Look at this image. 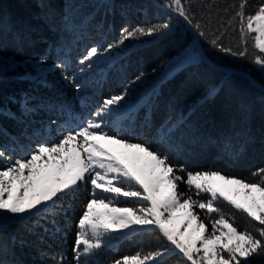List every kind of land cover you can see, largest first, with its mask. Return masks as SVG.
<instances>
[{
	"label": "trees",
	"instance_id": "trees-1",
	"mask_svg": "<svg viewBox=\"0 0 264 264\" xmlns=\"http://www.w3.org/2000/svg\"><path fill=\"white\" fill-rule=\"evenodd\" d=\"M156 2L0 0L3 56L12 57L19 65L18 69L9 70L0 78V148L24 155L30 142H56L55 135L59 131L68 126L76 127L90 118L105 98L119 92L137 74L144 72V77L150 76L167 61L191 49L197 55L195 62L139 93L143 97L139 98L131 119L116 123L105 117L103 131L119 130L130 142L148 143L168 152L171 164L185 168L184 172L176 173L184 180L188 171L218 170L227 176L261 182V176L253 173L264 168V93L241 76L211 67L202 59L184 23L162 6L165 0ZM184 2L191 6V14L206 33L202 37L194 28L207 59L220 67L245 71L264 87V75L251 59L254 52L258 53L251 40L249 55L244 58L221 52L211 43L214 36L219 35L217 29L227 19L224 10L232 11L230 5L237 0ZM262 2L264 0H249L250 7L246 11H254ZM65 15L67 23L62 19ZM165 19H170L173 26L167 37H142V45L129 47L115 60L102 61L83 73L78 71L83 67L78 61L85 50L94 45L104 47L117 40L122 27L132 29ZM125 43L138 44L133 40ZM218 43L237 51L243 48L239 31L231 27ZM118 51L113 50L114 53ZM42 58H46L42 64L52 70L63 60L66 71L85 86L77 92L57 68L48 72L46 78H38L33 66ZM26 70L31 76L25 75ZM210 85L219 87L217 94L192 111V106ZM180 112L188 117L187 124L177 133L174 150H170L168 145L156 141V128ZM145 116L150 117L148 123ZM91 191L90 183L79 182L55 214L41 213L7 225L2 233L7 245L3 259L9 264H76L73 248L79 231L77 223L84 205L91 198ZM96 191L98 196L111 197L99 189ZM178 191L182 200L187 196L196 200L210 198L204 194L197 196L183 181L178 182ZM134 203L129 200L114 202L119 206ZM215 204L221 209L220 214L233 222L239 231L252 232L254 226H258L257 221L232 205L220 200ZM193 210L210 231V220L218 218L219 214H207L198 207ZM162 247L169 248V244L158 229L138 228L129 234L105 238L104 247L90 256L81 257V264H113L114 260L141 250L146 253ZM162 260L163 264H189L175 253ZM251 260L257 264L258 258L254 256Z\"/></svg>",
	"mask_w": 264,
	"mask_h": 264
},
{
	"label": "snow or ice",
	"instance_id": "snow-or-ice-1",
	"mask_svg": "<svg viewBox=\"0 0 264 264\" xmlns=\"http://www.w3.org/2000/svg\"><path fill=\"white\" fill-rule=\"evenodd\" d=\"M162 6L183 18L200 36L206 35L201 23L195 21L191 14V6L184 0H165ZM249 7V0H237L230 5L232 11L226 8L227 19L217 29L219 35L214 36L211 43L221 52L244 58L249 55L251 40L254 49L258 50L251 59L260 66L264 75V55H261L264 54V2L256 5L252 12L246 11ZM62 19L67 23L66 15ZM172 27L170 19L132 29L122 27L117 40L104 47L94 45L86 49L78 61L83 66L78 71L83 73L102 61L115 60L129 47L142 45V37L163 39L171 34ZM228 27L239 31L240 44L243 45L241 50L218 43ZM129 40L138 44L126 45ZM114 49L119 51L114 53ZM3 50L0 44V78L9 70L19 68L14 60L3 56ZM43 59L46 58L33 67L38 78H46L48 73L41 67ZM54 67L62 70L63 79L73 84L77 92L85 86L76 81L74 74L66 71L67 65L63 60ZM25 75L31 76V73L26 70ZM144 76L145 73L140 72L119 92L105 98L90 118L76 127H66L56 142L50 145L41 143L28 156L14 161L0 148V159L7 161L6 166L0 168V264H9L3 259L7 247L2 237L5 224L17 223L41 213L55 214L63 199L75 190L79 182L90 183L92 191L77 223L79 231L73 248L76 264H81V257L90 256L103 248L105 236L128 229L135 232L138 230L136 226L144 230L158 229L173 247L157 248L146 253L141 250L116 259L113 264H163L162 258L174 251L182 254L191 264H253L251 258L254 256L258 258L257 264L264 262V168L253 173L254 176H261V182L227 176L218 170L188 171L184 180L176 173L184 172L185 168L171 164L168 152L153 148L148 143L130 142L120 135L119 130L111 133L103 131L105 117L116 123L131 119L137 110L136 105L131 103L134 86L139 85ZM218 91V86L210 85L191 110L213 98ZM261 92L264 93V87H261ZM149 120L150 117L145 116V122ZM187 120L183 112L175 118L170 116L156 128V141L174 150L173 141ZM180 181L190 188L194 186L197 196L203 192L210 198L196 200L187 196L182 200L178 191ZM14 186H17L15 195ZM98 189L111 194V197L98 196ZM254 194H259L258 198ZM241 196L243 201L238 199ZM119 197L135 198L140 203L138 206L118 207L114 205V200ZM219 198L246 213L251 220L258 222V226H254L252 232L239 231L233 222L220 214L221 209L215 204ZM196 207L206 210L207 214H219L218 218L210 220V231L193 210ZM178 212L183 215L177 216ZM177 220L183 231L175 223ZM193 221H196L195 226Z\"/></svg>",
	"mask_w": 264,
	"mask_h": 264
},
{
	"label": "rangeland",
	"instance_id": "rangeland-1",
	"mask_svg": "<svg viewBox=\"0 0 264 264\" xmlns=\"http://www.w3.org/2000/svg\"><path fill=\"white\" fill-rule=\"evenodd\" d=\"M6 57V56H5ZM7 58H10V59H12V60H14L12 57H7ZM196 58H197V55H196V53L193 51V50H191V49H188V51L186 52V53H183L182 55H180L179 57H175V58H172L171 60H169V61H167L163 66H161L158 70H156L153 74H151L150 76H147V77H144L143 78V81L139 84V85H136V86H134V92H133V99L131 100V103H134L135 105H136V107H137V105H138V101H139V98H142L143 97V95H140L139 96V93H143V91H145L146 89H148V87H150V85H153V84H155L158 80H163V79H165V78H167V77H169V76H171V75H173L177 70H179L180 68H182L183 66H185V65H187V64H189V63H191V62H195L196 61ZM15 61V60H14ZM16 62V61H15ZM17 63V62H16ZM34 67V66H33ZM41 67L42 68H44V69H47L48 70V72H53V70L55 69H53L52 70V68L51 67H45L43 64L41 65ZM257 67H259L260 68V66L259 65H257ZM53 74V73H52ZM157 87V86H156ZM136 98H138L137 100H136ZM63 131H59L58 132V134H56L55 136V139H57V141L61 138V133H62ZM42 142H35V143H33V142H30L29 143V147L28 148H25V153H24V155H22V154H17V153H15V152H6L4 149V151H5V153H6V155H11V157H12V161H14L15 159H17V158H23V157H26V156H28L29 154H30V152H31V150L33 149V148H35V147H37L39 144H41ZM43 143H47V144H49L48 142H43ZM50 145V144H49ZM6 164H7V161H5V160H3V159H0V168H3V167H5L6 166ZM191 189L192 190H194V193H196V189L194 188V186L193 187H191ZM16 190H17V186H14V188H13V194L15 195L16 194ZM200 194H204V195H208L209 196V194H207V193H203V192H201ZM5 195H7V194H5ZM254 195H256L257 196V198H258V195L259 194H254ZM238 199H240L241 201H243V196H241V197H239ZM117 200H129V201H134L135 203L134 204H136L137 206H138V204L140 203L139 201H137L135 198H125V197H119V198H116L115 200H114V202L115 201H117ZM223 201V202H226V201H224L223 200V198H219V199H217L216 201ZM227 203V202H226ZM134 204H132V205H134ZM229 204V203H228ZM115 206H118V207H123V206H132V205H123V206H119L118 204H114ZM101 211H105V209H100ZM183 215V213H181V212H178L177 213V216H182ZM175 223L178 225V226H180V230H184L183 229V226L180 224V221L179 220H177V221H175ZM195 223H196V221H193V226H195ZM8 224L6 223L5 224V227L7 226ZM137 227V229L138 228H141L140 226H136ZM211 230V229H210ZM132 232V230L131 229H128V230H125V231H121V232H113V233H111L110 234V236H105L104 237V240H105V238H107V239H109V238H111L112 236H114V235H118V236H120V235H125V234H129V233H131ZM165 239V238H164ZM166 240V239H165ZM167 241V240H166ZM167 243L169 244V242L167 241ZM199 246V245H198ZM173 246L172 245H170L169 244V248H172ZM173 253H175V254H178L180 257H182L186 262H188L189 264H191V262H189V261H187L186 260V258H184L183 256H182V254H180L178 251H174ZM225 256H226V253L224 254Z\"/></svg>",
	"mask_w": 264,
	"mask_h": 264
},
{
	"label": "water",
	"instance_id": "water-1",
	"mask_svg": "<svg viewBox=\"0 0 264 264\" xmlns=\"http://www.w3.org/2000/svg\"><path fill=\"white\" fill-rule=\"evenodd\" d=\"M153 1L155 3H157L156 0H153ZM164 8L167 9L170 13H172L174 16H176L179 20H181L184 23V25L186 26L188 31L191 33L193 41L195 43V47L198 50L199 54L201 55L202 59L204 61H206L211 67H213L214 69H216L218 71L224 72V73H230V74L241 76V77L245 78L246 80H248L255 87H257L258 89L261 90V87H263V86L255 78H253L249 73H247L245 71H241V70H234V69L220 67V66L212 63L211 61H209L207 59V57L202 52L200 41H199V36H198L196 30L194 29V27L189 25L187 22H185L183 20V18L177 16L174 12H171L167 7H164Z\"/></svg>",
	"mask_w": 264,
	"mask_h": 264
}]
</instances>
